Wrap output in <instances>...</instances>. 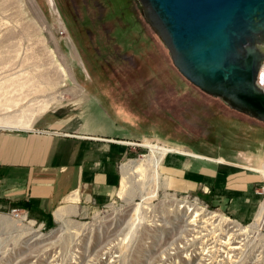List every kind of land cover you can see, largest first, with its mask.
I'll use <instances>...</instances> for the list:
<instances>
[{
    "label": "rangeland",
    "instance_id": "obj_1",
    "mask_svg": "<svg viewBox=\"0 0 264 264\" xmlns=\"http://www.w3.org/2000/svg\"><path fill=\"white\" fill-rule=\"evenodd\" d=\"M0 93V120L46 104L30 119L97 121L122 147L85 212L0 210V264H216L185 232L197 208L243 228L230 264H264V121L181 75L135 0H0Z\"/></svg>",
    "mask_w": 264,
    "mask_h": 264
},
{
    "label": "crops",
    "instance_id": "obj_2",
    "mask_svg": "<svg viewBox=\"0 0 264 264\" xmlns=\"http://www.w3.org/2000/svg\"><path fill=\"white\" fill-rule=\"evenodd\" d=\"M71 118L36 115L24 126L0 125V210L23 205L56 220L105 201L122 147L93 137L112 135L108 126Z\"/></svg>",
    "mask_w": 264,
    "mask_h": 264
},
{
    "label": "water",
    "instance_id": "obj_3",
    "mask_svg": "<svg viewBox=\"0 0 264 264\" xmlns=\"http://www.w3.org/2000/svg\"><path fill=\"white\" fill-rule=\"evenodd\" d=\"M137 1L181 75L264 121V0Z\"/></svg>",
    "mask_w": 264,
    "mask_h": 264
},
{
    "label": "bare ground",
    "instance_id": "obj_4",
    "mask_svg": "<svg viewBox=\"0 0 264 264\" xmlns=\"http://www.w3.org/2000/svg\"><path fill=\"white\" fill-rule=\"evenodd\" d=\"M136 1V5L138 6V8L140 9V3ZM141 11V10H140ZM144 17V16H143ZM146 20V19H145ZM149 24V23H148ZM167 48V47H166ZM258 78L263 81L264 79V58L258 68ZM45 81V80H44ZM31 84V83H30ZM37 85V84H36ZM34 86V85H33ZM4 92V91H3ZM7 94V93H6ZM11 92H9L8 95H10ZM1 95V93H0ZM24 95V94H23ZM28 95V94H27ZM25 96V95H24ZM2 97V96H0ZM14 97V96H12ZM5 99V97H3ZM16 98V97H14ZM18 98V97H17ZM3 99V100H4ZM10 99V98H8ZM25 99V98H24ZM26 100L32 101L34 102V100H39V98L37 97H32V98H27ZM11 101V99L9 100ZM23 101V100H22ZM16 102V101H15ZM7 103V100H6ZM10 103V102H9ZM35 103V102H34ZM40 103V102H39ZM5 105V103H3ZM36 105V104H34ZM46 105V104H45ZM42 105V106H45ZM7 106V105H5ZM42 106H38V107H34L37 110L33 109H28V111H25V107H21L20 108V112L19 113H14V111H8L5 112L4 116H2L3 119L0 120V125H12V126H24L28 123V121L30 120L31 116L33 113L37 112L38 110H40ZM47 106V105H46ZM5 107L6 108H9ZM31 107V106H30ZM2 108H4L2 106ZM40 108V109H39ZM24 111H21L23 110ZM1 111V110H0ZM4 111V109L2 110ZM24 112V113H23ZM22 113V114H21ZM3 127V126H2ZM158 163V162H156ZM156 163L151 164L152 166L156 165ZM136 165V164H135ZM142 165V164H141ZM146 166V165H145ZM143 167V166H142ZM147 167V166H146ZM136 171L140 170L141 171V167L140 165H136ZM145 167H143L144 169ZM152 168V167H151ZM147 169V168H146ZM126 167L123 166L121 168V173L123 174V177L127 174L126 172ZM135 171V170H134ZM139 174V173H138ZM129 175V174H128ZM127 175V176H128ZM141 175V173H140ZM132 176V175H131ZM121 179V177H120ZM128 179V178H127ZM123 180V179H122ZM135 180V179H134ZM124 181V180H123ZM129 181V180H128ZM132 183V181H131ZM122 184V181H121ZM122 188V187H121ZM125 189V188H123ZM184 205H180V207H182ZM264 209V208H263ZM189 224L187 223V225H192L193 227L191 229H187L185 225H183L186 229L185 232H187L188 234H190L191 239L190 241H192V243L196 240H203L206 241L208 238H213L210 240L209 244L206 248L208 249L206 252H210L208 254V258L212 259L210 262L212 263V261H214V255L213 253H217L216 256H219V259L216 260V262L222 263V264H226L229 263V259L234 258L235 255H237L238 253L240 254L243 243L242 240L244 238H240L238 239L244 232L243 228L233 224L230 225V222L228 220L219 218L217 216V214L215 213H208L203 209H196L194 212L193 217L188 221ZM182 230V229H181ZM202 230V231H201ZM217 232V233H216ZM215 233V234H214ZM208 236V237H207ZM186 240V239H185ZM188 241V240H187ZM204 243V242H203ZM205 252V254H207ZM214 256V257H213ZM238 256V255H237ZM237 258V257H236ZM232 260V259H231ZM216 263V264H217ZM232 263V262H231ZM230 264V263H229Z\"/></svg>",
    "mask_w": 264,
    "mask_h": 264
},
{
    "label": "built area",
    "instance_id": "obj_5",
    "mask_svg": "<svg viewBox=\"0 0 264 264\" xmlns=\"http://www.w3.org/2000/svg\"><path fill=\"white\" fill-rule=\"evenodd\" d=\"M10 211H11L14 215H18V214H19V211H18L17 208H15V207L10 208Z\"/></svg>",
    "mask_w": 264,
    "mask_h": 264
}]
</instances>
